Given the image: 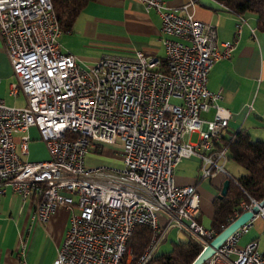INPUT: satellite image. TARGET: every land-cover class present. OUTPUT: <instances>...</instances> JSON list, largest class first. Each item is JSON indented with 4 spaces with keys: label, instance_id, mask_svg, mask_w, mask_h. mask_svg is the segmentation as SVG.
Listing matches in <instances>:
<instances>
[{
    "label": "built area",
    "instance_id": "2783aa9c",
    "mask_svg": "<svg viewBox=\"0 0 264 264\" xmlns=\"http://www.w3.org/2000/svg\"><path fill=\"white\" fill-rule=\"evenodd\" d=\"M135 1L160 17L164 57L137 51L104 55L87 66L61 50L51 0H0V37L16 78L9 93L25 100L23 107H9L0 99V196L10 187L31 200L41 222L60 207L71 210L53 264H147L170 229L202 247L215 235L197 222L196 185H176L173 170L195 157L197 183L229 176L222 135L231 113L221 105V91H209L207 82L214 62L231 56L243 19L238 16L234 40L218 49L214 26L162 0ZM210 110L211 118L200 117ZM30 128L45 145L46 161L22 160ZM194 133L198 139L191 143ZM106 144L120 145L122 166L86 168V155ZM255 203L239 208L245 212ZM240 213L234 210L229 223ZM255 218L264 237L263 205L205 264H264L256 240L240 244ZM137 225L152 236L134 257L128 241Z\"/></svg>",
    "mask_w": 264,
    "mask_h": 264
},
{
    "label": "crops",
    "instance_id": "0c3cea01",
    "mask_svg": "<svg viewBox=\"0 0 264 264\" xmlns=\"http://www.w3.org/2000/svg\"><path fill=\"white\" fill-rule=\"evenodd\" d=\"M162 1L170 9L182 10L180 14L183 16L189 15L214 26L218 49H222L223 43L234 40L238 15L221 3L215 0ZM241 18V32L231 56L214 62L208 75L207 89L211 92L221 91V105L231 113L222 139L229 137L230 132L245 129L251 139L264 141V34L256 29L254 14L245 13ZM160 25V17L156 11L146 9L144 4L135 0H95L79 14L70 31L62 32L58 41L63 52L74 55L79 64L87 66L95 64L104 55L113 54H102L99 57L96 54L89 57L85 55L82 58L76 45V40L81 37L97 38L95 42L102 44L103 41L115 40L117 44L114 46L120 50L110 51L118 52V56L131 57L135 52L141 51L147 56L163 58L165 51L161 43ZM15 81L0 37V99L6 105L24 106L25 100L21 93H9V85ZM212 113L210 110L206 114H200V117L211 118ZM27 133L30 138L29 153L22 160L28 158L33 162L46 161L47 150L39 140L36 129L30 128ZM20 135L21 133L16 134V140ZM106 146L112 149L105 151ZM93 154L99 156H88ZM121 155L120 145L106 144L98 151H90L85 160L87 157H94L98 167L120 168ZM102 157L112 159L117 164L104 163L101 161ZM194 159L197 172L199 161ZM181 163L182 161L173 170L175 184L195 185L197 180L194 170L178 173L177 167ZM209 181L218 191L222 176L217 174ZM201 185L202 182L196 185L200 205L197 222L208 227L213 215V204L207 218L202 220L205 204L199 196ZM70 217L71 210L60 207L46 222H41L34 218L31 200H22L10 187L5 188L4 194L0 196V264H53L69 227ZM256 222L257 220L252 222L249 232L240 239V244L250 240L257 241L258 236H262V224L255 228Z\"/></svg>",
    "mask_w": 264,
    "mask_h": 264
},
{
    "label": "trees",
    "instance_id": "16d2710c",
    "mask_svg": "<svg viewBox=\"0 0 264 264\" xmlns=\"http://www.w3.org/2000/svg\"><path fill=\"white\" fill-rule=\"evenodd\" d=\"M93 1L95 0H51L62 32L70 31L79 14ZM215 1L238 16L245 13L254 14L256 29L264 34V0ZM223 141L227 147V160H233L246 173L237 178L222 176V184L213 199V215L208 225V228L214 231V237L230 224L229 216L234 210L243 212L239 208L240 203L250 205L251 201L260 202L264 199V141H253L245 129L230 132V136L223 137ZM225 180L229 181L227 191L218 199ZM197 184L196 182L195 185ZM151 236L152 232L147 226L137 225L134 228L128 241V247L134 257L143 253ZM202 249L198 242L188 236L185 240L172 241L171 249L167 252L156 251L147 264H191Z\"/></svg>",
    "mask_w": 264,
    "mask_h": 264
},
{
    "label": "rangeland",
    "instance_id": "374dc122",
    "mask_svg": "<svg viewBox=\"0 0 264 264\" xmlns=\"http://www.w3.org/2000/svg\"><path fill=\"white\" fill-rule=\"evenodd\" d=\"M64 34H66V33H64ZM64 39L65 38L61 39V41L63 42ZM96 39L97 38L93 39V38H89V37H81V38L76 40V45L78 46V48L80 49V52L82 53V58L85 55L89 57L90 55H94V54L98 55V57L101 56L102 54H113V55L119 54L118 52L110 51V50H120L119 48L114 46L117 44V42L115 40L103 41V44H102V42H95ZM75 58H77V57H75ZM7 106H9V107H23V106H11V105H7ZM197 139H198V134H196V133L192 134L189 138L191 143H195L197 141ZM252 140L255 141L256 139H252ZM109 147L106 146L105 151H107V149H112ZM88 156H99V155L93 154V155H88ZM194 158L195 157L183 159L182 163L177 167V171H178V173H181V172L188 171L189 169L190 170L192 169V170H194V173L196 175L195 179L197 180L199 174H198V169H197V172L195 169V164H194L195 159ZM89 160H90V162H88ZM85 161L87 162V163L85 162V166L88 169H92V168L99 166V165L97 166V163H96L94 157H87ZM101 161L104 163L117 164L112 159H109V158L106 159L104 157H102ZM224 170L226 171V173L230 177H233V178H237L240 175H243L246 173V171L242 167L237 165L233 160H227L226 161V163L224 165ZM209 182L210 181L208 179L202 181V185H201V188L199 190V196L202 198V200L205 204V208H204L205 211L202 215V220L207 218V216L209 214V210H211V208H212V200H213L214 196L217 194L216 189ZM210 213H212V212H210ZM254 220H257L255 228L259 227L260 224H262V220L260 218H255ZM186 238H188L186 233H184L182 231H178L176 229H170L167 232L166 238L161 243V245L158 247L157 252L158 253L167 252L171 249V242L172 241L185 240ZM257 241H258L259 250L263 251L264 250V243H263L264 237L258 236ZM124 261H125V258H124Z\"/></svg>",
    "mask_w": 264,
    "mask_h": 264
},
{
    "label": "water",
    "instance_id": "95a60500",
    "mask_svg": "<svg viewBox=\"0 0 264 264\" xmlns=\"http://www.w3.org/2000/svg\"><path fill=\"white\" fill-rule=\"evenodd\" d=\"M229 181L223 182L221 191L218 195V199L222 198L228 188ZM264 205V199L260 202H256L252 205L250 210L243 212L230 224H228L220 233H218L211 241H209L195 258L191 264H205L211 257H213L220 247L224 244L227 238L238 230L242 225L253 219V217L259 212L260 208Z\"/></svg>",
    "mask_w": 264,
    "mask_h": 264
}]
</instances>
